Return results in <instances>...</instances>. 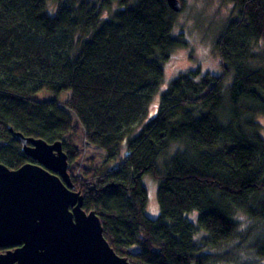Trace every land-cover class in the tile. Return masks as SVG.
I'll use <instances>...</instances> for the list:
<instances>
[{
	"label": "trees",
	"instance_id": "1",
	"mask_svg": "<svg viewBox=\"0 0 264 264\" xmlns=\"http://www.w3.org/2000/svg\"><path fill=\"white\" fill-rule=\"evenodd\" d=\"M224 1L237 16L215 44L222 74H181L133 136L165 63L189 47L168 0H0V163L33 162L12 129L61 141L84 210L130 264H214L238 237L237 249L253 238L264 261V63L254 51L264 47V0ZM43 91L55 96L39 100ZM145 175L159 183L157 219L146 214ZM241 215L252 222L244 231Z\"/></svg>",
	"mask_w": 264,
	"mask_h": 264
},
{
	"label": "water",
	"instance_id": "2",
	"mask_svg": "<svg viewBox=\"0 0 264 264\" xmlns=\"http://www.w3.org/2000/svg\"><path fill=\"white\" fill-rule=\"evenodd\" d=\"M175 13L181 0H168ZM33 160L18 169L0 163V264H130L104 235L95 211L83 208L63 143L11 130Z\"/></svg>",
	"mask_w": 264,
	"mask_h": 264
},
{
	"label": "rangeland",
	"instance_id": "3",
	"mask_svg": "<svg viewBox=\"0 0 264 264\" xmlns=\"http://www.w3.org/2000/svg\"><path fill=\"white\" fill-rule=\"evenodd\" d=\"M183 11L176 14L175 33L177 35H185L189 41L188 48H179L172 54L171 59L165 63V78L163 84L154 96L149 112L140 124L136 133L138 135L150 122L155 118L160 110V103L163 94L168 90L173 80L181 74L201 69L203 73L220 76L222 74L221 56L215 49V44L221 34L224 32L226 25L236 18V8L233 3H226L224 0H181ZM264 47L255 46L254 51L260 56L255 62L257 64L264 63L262 58ZM228 84H231L229 81ZM39 100H49L55 96L52 92L43 91L38 93ZM71 92H64L57 98L66 100L70 98ZM258 122L263 126L262 136L264 137V117H259ZM143 124V125H142ZM89 152L95 154L97 158L104 157L105 151L88 144ZM120 155L114 162L118 166L124 160L129 152L127 141L125 140L121 146ZM144 186L148 191V205L146 214L152 219L159 218L161 214L158 200V181L152 175H145L143 179ZM191 220L195 223L198 221V213L191 215ZM242 221L241 231L252 225V222L244 216H240ZM253 241H246L242 247L237 249L240 242L238 237L233 243L224 247L219 252H234L232 257L224 258L222 261L214 264H264L256 254H254ZM134 252L139 251V247H133Z\"/></svg>",
	"mask_w": 264,
	"mask_h": 264
},
{
	"label": "flooded vegetation",
	"instance_id": "4",
	"mask_svg": "<svg viewBox=\"0 0 264 264\" xmlns=\"http://www.w3.org/2000/svg\"><path fill=\"white\" fill-rule=\"evenodd\" d=\"M17 247H14V248H0V254L2 253H6L7 251L9 250H15Z\"/></svg>",
	"mask_w": 264,
	"mask_h": 264
},
{
	"label": "bare ground",
	"instance_id": "5",
	"mask_svg": "<svg viewBox=\"0 0 264 264\" xmlns=\"http://www.w3.org/2000/svg\"><path fill=\"white\" fill-rule=\"evenodd\" d=\"M68 100V99H67ZM10 130V129H9ZM11 133V132H10ZM21 143V142H20ZM67 153V152H66Z\"/></svg>",
	"mask_w": 264,
	"mask_h": 264
}]
</instances>
